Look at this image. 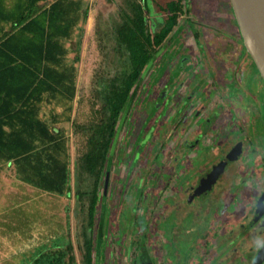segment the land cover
<instances>
[{
    "label": "rangeland",
    "instance_id": "rangeland-1",
    "mask_svg": "<svg viewBox=\"0 0 264 264\" xmlns=\"http://www.w3.org/2000/svg\"><path fill=\"white\" fill-rule=\"evenodd\" d=\"M53 1L47 0L45 5ZM144 1L151 9L149 20L158 23L167 17L164 7L174 0L140 2ZM84 2L87 19L65 41L69 49L66 63L76 67L77 75L73 111L66 112L60 102L54 103L60 119L56 127L67 139L71 196L11 188L10 181L17 178L14 167L11 173L0 172V264H32L40 253L57 244L65 248L69 242L78 264H84L83 233L89 222L88 194L93 190L94 177L85 168L87 140L79 127H94L109 113L106 98L111 81L125 76L131 68L118 46L116 32L125 0ZM185 4L189 13L180 16L181 30L168 44L174 60L164 58L163 53L140 82L112 153L108 186V169L100 182L96 224L91 230L95 264H142L139 258L144 249L154 264L251 263V254L240 258V247L227 252L226 233L231 227L227 225L229 212L237 214V222L249 212L255 183L248 182L239 189L235 186L236 194L224 192L221 196L209 194V190L198 194L207 189L209 178L197 185L211 167L208 150L215 145L213 130L229 128L232 99V107L239 109L236 102L242 95L232 90L233 80L253 99H259V92H263L264 86L259 87L263 81L251 61L240 57L242 44L236 41L234 22H225L233 19L227 14L229 0H185ZM188 17L200 32L202 49L187 26ZM179 59L183 65L174 73ZM48 112L44 107L47 119ZM237 112L243 122V113ZM208 119L213 122L211 128ZM200 134L203 136L194 147ZM254 141L260 144L258 150L247 157L243 167H253L252 162H256L253 170L258 171L260 186L264 180V144L257 137ZM216 153H221L218 146ZM230 177L225 175L224 182ZM242 179L243 175H237L235 183ZM194 191L197 194L192 196ZM233 229L239 234L242 225Z\"/></svg>",
    "mask_w": 264,
    "mask_h": 264
},
{
    "label": "trees",
    "instance_id": "trees-1",
    "mask_svg": "<svg viewBox=\"0 0 264 264\" xmlns=\"http://www.w3.org/2000/svg\"><path fill=\"white\" fill-rule=\"evenodd\" d=\"M43 1L0 0V163H14L20 179L38 190L70 198L67 139L60 129L50 127L41 106L56 100L66 112L73 111L76 67L66 63L69 51L64 42L86 21L88 8L84 0H56L48 7L41 4ZM140 1L143 0H125L116 29L118 46L131 64L130 71L112 79L106 98L109 113L94 127H79L87 140L85 168L94 177L93 190L88 194L89 222L83 233L84 248L81 247L84 264H95L96 245L91 230L96 224L98 189L110 168L137 88L164 53L166 41L173 38L170 35L178 28L179 17L187 10L183 0L170 1L164 7L167 17L153 23L149 20L150 7ZM59 120L56 114V123ZM66 120L71 117L67 115ZM139 259L142 264H154L145 249ZM32 264L78 262L69 242L65 248L57 244L40 253Z\"/></svg>",
    "mask_w": 264,
    "mask_h": 264
},
{
    "label": "flooded vegetation",
    "instance_id": "flooded-vegetation-1",
    "mask_svg": "<svg viewBox=\"0 0 264 264\" xmlns=\"http://www.w3.org/2000/svg\"><path fill=\"white\" fill-rule=\"evenodd\" d=\"M184 7L185 10L186 9L187 10L183 14H188L189 9L187 5L185 4ZM229 7H230V11H227V14L231 16L233 19H226L225 22H227L228 24H232V21L234 22L235 24L234 29H236L235 32L237 34L236 41L238 42V44L239 42H241L242 44V52L240 53V57L249 59L254 67L255 64L252 61L250 55L247 53V50L244 46L239 27L234 17V12L230 0H229ZM186 22H187V26L192 29V32L194 34L193 39L196 40V42L200 46V49H202L201 48L202 45L200 44L199 41L200 32L197 29L195 22L190 17L187 18ZM181 27L182 26H179V20H178V28L174 32L175 35L172 33L170 37L173 38L169 39L165 43L164 58L167 57L170 58V60H174V55H173L174 53L168 51V44L174 39L177 33L181 30ZM196 32H198V36H196ZM178 62H179L178 67L175 69L174 73H178L183 65L182 64L183 61L181 59H179ZM233 83L234 84L232 90H234V92L240 91L242 95L241 100L236 103H238V108H239L237 110H240L241 111L240 113H243L244 116L243 122H245V124L241 120H239L237 110L232 107L233 105V99H232V102H230V106H229L230 112L232 113V118H231L232 121L230 123L231 125L229 124V128L225 131L222 130L219 132V130H215V129L213 130L215 132L214 135L215 145L213 147H210L208 150V152L210 153L209 163H211L210 164L211 167L208 174H206L202 179L198 181L197 188L201 185L203 181H205L208 178L211 179V182L208 183V188L205 191L199 192L198 194L201 193L204 194L207 190H209L210 191L209 194L212 195L217 194L221 196L224 192L226 193L229 192L234 195L236 194L235 191L237 189L242 188L248 182L252 184L255 183L254 187L256 193L254 196L249 197V207H248L249 212L242 215L243 216L241 217L242 220H240V222H237L238 219H240L239 217L236 216L237 214H235L233 211L231 213L229 212L230 222L227 225H231V227L228 226L230 227L229 229L230 232L226 233V240H228L226 245L228 246L227 248L228 253L231 251H237L238 250L237 248L240 247L238 250L240 253V258L241 255L244 257L251 254L250 256L252 257L250 264H264V180L261 179L262 182L260 186L257 184L259 181V174L258 171L253 170L256 168L254 167L256 166V162H252L251 165L253 167L246 166L247 169L246 167H243L247 161V157H249L251 154H254L256 150H258L257 146H259L260 144L258 141H256L255 143L254 141L255 137H257L258 140L262 141V143L264 144V89L262 93L259 92L260 89L257 91L255 90L252 91L251 93L259 92L258 94L259 99H253L251 98V95H249L248 93L246 94L247 90L244 91L243 89L237 87V84H235L236 83L235 80H233ZM262 86H264V81L263 84L259 85V87ZM228 98L230 99V96H228ZM212 123L213 122L210 119H208V124L210 128L212 126ZM259 123H262L263 125L262 128L259 127ZM201 136L203 135L200 134L195 139V143L192 144L194 147L198 146ZM222 140L223 142L219 143V141ZM217 146L218 148H221V153H216ZM242 168L243 169L245 168L246 170L242 172ZM239 174L243 175V179L236 184L235 178ZM225 175L231 176L230 179L226 182H224ZM235 186L237 187V189H235L234 191ZM194 192L191 193L192 196L194 195ZM229 207H230L229 210L232 209L231 205H229ZM239 224L242 225V230L241 232H239V234H235L233 227L234 228L236 226L238 227ZM242 244L243 245L245 244L246 246H248V248H243Z\"/></svg>",
    "mask_w": 264,
    "mask_h": 264
},
{
    "label": "water",
    "instance_id": "water-1",
    "mask_svg": "<svg viewBox=\"0 0 264 264\" xmlns=\"http://www.w3.org/2000/svg\"><path fill=\"white\" fill-rule=\"evenodd\" d=\"M230 3L247 53L264 81V0H230ZM108 179L109 169L107 186Z\"/></svg>",
    "mask_w": 264,
    "mask_h": 264
},
{
    "label": "crops",
    "instance_id": "crops-1",
    "mask_svg": "<svg viewBox=\"0 0 264 264\" xmlns=\"http://www.w3.org/2000/svg\"><path fill=\"white\" fill-rule=\"evenodd\" d=\"M12 1L13 0H10V1L7 0V2H9V3H11ZM55 1L56 0H54L53 2H55ZM46 2H47V0H44L43 2H41V4L44 5V6H46V7H48L49 5H51L53 3V2H51L48 5H45ZM64 44H65V42H64ZM68 51H69V49H68ZM55 102H56V100H53L52 102H49V103H47V102L43 103L42 106H41L42 107L41 113H42L44 119L50 125V127L54 128V129H57V127H56V121H55V119H56V113L54 111V107H55V104L54 103ZM44 107H48L49 108V112H48L49 119L45 118V114L43 113ZM4 165H6L7 167H3ZM11 166L14 167V171L13 172L16 173L17 178L15 180H11L10 181V186L9 187L13 188V186H14V187H18V188L19 187H25V188H29V189H37L33 185L28 184V183H26V182H24V181H22L20 179V177L18 176V173H17V168L15 167V164L14 163H9V164H7V163L4 164V162L3 163H0V172H3V171L6 170L7 173H11L12 172V169H11L12 167Z\"/></svg>",
    "mask_w": 264,
    "mask_h": 264
}]
</instances>
